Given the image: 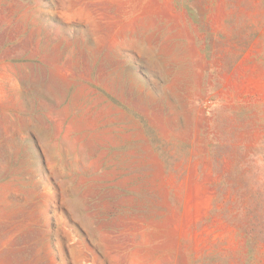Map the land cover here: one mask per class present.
I'll use <instances>...</instances> for the list:
<instances>
[{
    "label": "rangeland",
    "instance_id": "374dc122",
    "mask_svg": "<svg viewBox=\"0 0 264 264\" xmlns=\"http://www.w3.org/2000/svg\"><path fill=\"white\" fill-rule=\"evenodd\" d=\"M0 264H264V0H0Z\"/></svg>",
    "mask_w": 264,
    "mask_h": 264
}]
</instances>
